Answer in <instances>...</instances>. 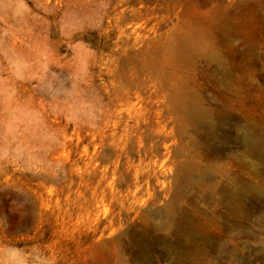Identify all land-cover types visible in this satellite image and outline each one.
I'll use <instances>...</instances> for the list:
<instances>
[{"label": "rangeland", "instance_id": "374dc122", "mask_svg": "<svg viewBox=\"0 0 264 264\" xmlns=\"http://www.w3.org/2000/svg\"><path fill=\"white\" fill-rule=\"evenodd\" d=\"M255 130L264 0H0V264H264Z\"/></svg>", "mask_w": 264, "mask_h": 264}, {"label": "bare ground", "instance_id": "6f19581e", "mask_svg": "<svg viewBox=\"0 0 264 264\" xmlns=\"http://www.w3.org/2000/svg\"><path fill=\"white\" fill-rule=\"evenodd\" d=\"M213 1V0H212ZM109 3V2H108ZM215 3V2H214ZM223 8V7H222ZM226 10V9H225ZM214 20V19H213ZM216 25V24H215ZM217 28V27H216ZM244 30V29H243ZM219 33V32H218ZM229 36V34H228ZM234 40V39H233ZM230 41V40H229ZM218 51V50H217ZM239 51V50H238ZM237 52V51H236ZM221 54V53H220ZM222 55V54H221ZM240 55V54H239ZM230 56V55H229ZM238 56V55H237ZM232 57V55H231ZM240 62V61H239ZM225 63V62H224ZM242 65V64H241ZM240 66V65H239ZM248 68V67H247ZM246 68V69H247ZM248 70V69H247ZM251 74V73H250ZM230 87V86H229ZM233 87V86H232ZM246 90V89H245ZM190 95V94H189ZM252 107V106H251ZM263 112V111H262ZM196 113V112H195ZM200 115V114H199ZM201 121V120H200ZM199 122V121H198ZM191 126V125H190ZM189 127V126H188ZM193 127V126H192ZM245 130V129H244ZM209 132V131H208ZM231 133V132H230ZM233 134V133H232ZM210 135V134H209ZM202 136V135H201ZM219 136V135H218ZM217 136V137H218ZM205 138V137H204ZM212 138V137H211ZM221 140V139H220ZM243 143L246 145L249 153L254 155L258 160L264 157V133L261 130H255L243 137ZM216 151V150H215ZM230 155V154H229ZM260 189L249 185H237L234 189L227 190L223 193L220 200L221 209L224 214L232 218L240 212L246 211V200L249 196L255 200L260 199ZM259 255L264 257V248H261Z\"/></svg>", "mask_w": 264, "mask_h": 264}]
</instances>
